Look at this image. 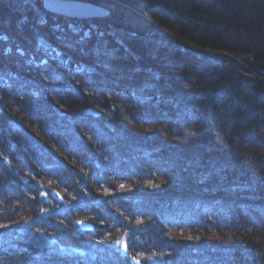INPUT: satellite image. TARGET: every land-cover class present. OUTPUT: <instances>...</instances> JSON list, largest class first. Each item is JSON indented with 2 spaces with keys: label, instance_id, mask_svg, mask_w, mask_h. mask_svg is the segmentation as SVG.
Segmentation results:
<instances>
[{
  "label": "trees",
  "instance_id": "obj_1",
  "mask_svg": "<svg viewBox=\"0 0 264 264\" xmlns=\"http://www.w3.org/2000/svg\"><path fill=\"white\" fill-rule=\"evenodd\" d=\"M118 1L0 0V264H264V0Z\"/></svg>",
  "mask_w": 264,
  "mask_h": 264
},
{
  "label": "water",
  "instance_id": "obj_2",
  "mask_svg": "<svg viewBox=\"0 0 264 264\" xmlns=\"http://www.w3.org/2000/svg\"><path fill=\"white\" fill-rule=\"evenodd\" d=\"M44 6L50 12H55L60 15H66L70 18L77 17L80 19L84 18H95V17H106L109 10L98 5H94L90 2L79 1V0H44ZM89 112L96 116L98 113L92 109ZM78 226L83 231L91 232L93 226L84 221L79 222Z\"/></svg>",
  "mask_w": 264,
  "mask_h": 264
},
{
  "label": "rangeland",
  "instance_id": "obj_3",
  "mask_svg": "<svg viewBox=\"0 0 264 264\" xmlns=\"http://www.w3.org/2000/svg\"><path fill=\"white\" fill-rule=\"evenodd\" d=\"M71 1H73V0H71ZM81 1H86V2H90V3H92V4H96V5H98V6H100V7H103V8H107L108 10H109V12H111V11H113L114 9H116V3L117 2H119L118 0H81ZM163 0H155L154 1V3L151 5V9H155V8H160V7H162L163 6V2H162ZM44 2V0H42V3ZM144 4H142V2L140 3V6H143ZM122 6H124V5H122ZM139 6V5H138ZM45 10H47V9H45ZM48 12H50L49 10H47ZM52 12V11H51ZM50 12V13H51ZM52 13H54V14H57V13H55V12H52ZM137 13H139V15H141L142 17H144V18H146L147 20V22L148 23H150V21L153 23V25L155 26V27H158L160 30L162 29L163 31H166L165 30V27H162V26H159V25H157V23L154 21V20H152V19H150L149 20V18H147V17H145L146 15L144 14V13H141L140 11L139 12H137ZM58 15H60V14H58ZM63 15V14H62ZM62 15H60V16H62ZM64 16H66V15H64ZM107 16H109V13H108V15H106V17ZM68 17V16H67ZM106 17H95V18H106ZM94 18V19H95ZM86 19H93V18H86ZM189 47L190 48H196V47H191L190 45H189ZM200 50V49H199ZM201 51V50H200ZM90 109H92V110H94V111H96L98 114L96 115V116H93L90 112H89V110ZM88 113H89V115L90 116H92V117H97V116H99V114H100V111H98L96 108H94V107H89L88 108ZM57 197L59 196V195H57V194H55ZM59 198V197H58ZM82 221H84V222H86V223H89L88 221H85V220H82ZM82 221H80V222H82ZM89 224H91V223H89ZM92 225V224H91ZM80 228V227H79ZM93 229H94V226H93ZM93 229H92V231H93ZM81 230V229H80ZM82 231V230H81ZM84 231V230H83ZM91 231V232H92ZM85 232H87V231H85ZM89 233V232H88Z\"/></svg>",
  "mask_w": 264,
  "mask_h": 264
},
{
  "label": "bare ground",
  "instance_id": "obj_4",
  "mask_svg": "<svg viewBox=\"0 0 264 264\" xmlns=\"http://www.w3.org/2000/svg\"><path fill=\"white\" fill-rule=\"evenodd\" d=\"M79 1H81V0H79ZM42 6H43L44 9H46L45 6H44V2L42 3ZM135 11H136V12H139L140 10H135ZM109 14H110V12H109ZM73 18H77V17H73ZM79 19H80V18H79ZM93 19H94V18H93ZM110 27L113 28L112 26H110ZM117 27H119V26L117 25L116 28H117ZM111 28H110V29H111ZM96 33H97V32H96ZM94 35H96V34H94ZM114 35H116V34H114ZM94 41H96V40H94ZM38 47L40 48L39 45H38ZM95 69L97 70L96 67H95ZM103 69H104V67L100 66V70H103Z\"/></svg>",
  "mask_w": 264,
  "mask_h": 264
}]
</instances>
